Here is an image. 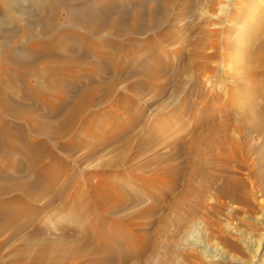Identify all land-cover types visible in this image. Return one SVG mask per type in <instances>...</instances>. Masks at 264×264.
<instances>
[{
	"label": "bare ground",
	"instance_id": "obj_1",
	"mask_svg": "<svg viewBox=\"0 0 264 264\" xmlns=\"http://www.w3.org/2000/svg\"><path fill=\"white\" fill-rule=\"evenodd\" d=\"M225 1L219 4L224 17L207 25L211 28L209 42L199 43H207L202 50H211V55L205 54L208 61L223 56L220 69L213 70L211 77L218 76L224 88L238 99L234 110L238 121L233 115L234 121L228 122L225 112L228 123H214L193 138L187 148L186 186L190 189L199 178L201 198L209 193L212 201L228 200L241 205L245 213L258 214L260 210L264 212V102L257 103L262 93L261 88L256 89L264 82V0ZM191 3L192 0H183L182 4L178 0H0V236L10 234L0 245V264H6L2 251L18 242L24 248L14 253L18 264H108L119 246L107 234L118 235L123 223L118 206L112 204L118 197L117 188L134 189L138 206L150 199L160 204L154 180H175L178 173L168 169V158L157 156L129 172L122 169L107 174L85 172L78 156L86 151L83 160L93 161L103 154L107 141L127 136L130 142L134 138L136 126L144 117L133 112L140 97L122 93L138 92L143 97L151 88L159 94L164 91L154 85L171 67V56L176 55L179 61L187 56L174 47L177 42L173 34L177 23L195 16ZM179 8L181 12L177 14ZM250 16L261 18L258 27H252L254 31L245 27ZM165 27L168 31L157 32ZM251 38L258 40V46H248L251 54L235 60L240 52L245 54V48L236 41ZM201 49L190 50L192 58H204ZM191 69L188 64L185 70ZM121 74H126L127 79L118 78ZM106 75L111 80H104ZM134 78L137 82L128 84V79ZM250 88L256 92L248 96ZM107 105L117 106L122 114L110 112ZM205 108L209 110L210 105ZM246 120L249 124L243 125ZM166 121L159 123L163 130H168ZM112 130L117 132L109 137ZM155 131L146 129L148 137L157 135ZM130 132L133 133L129 135ZM143 138H138V156L147 147L156 146ZM259 138L261 143L256 146L254 142ZM159 149L160 146L155 150ZM210 152L220 155L215 162L223 169L215 168V174L207 177L202 159ZM143 189L145 192L140 194L138 191ZM191 192L183 191L181 198H189ZM123 199L120 196L118 200ZM45 216L70 217L81 223L83 232L66 225L59 229L63 239L44 237L41 222ZM205 220L214 237L221 236L225 246L240 250L224 236L219 223L212 218ZM29 229L32 233L26 239L23 234ZM89 241H93L92 247ZM146 246L144 242L143 249ZM26 253L34 255L32 262ZM121 259L116 263L120 264Z\"/></svg>",
	"mask_w": 264,
	"mask_h": 264
},
{
	"label": "rangeland",
	"instance_id": "obj_2",
	"mask_svg": "<svg viewBox=\"0 0 264 264\" xmlns=\"http://www.w3.org/2000/svg\"><path fill=\"white\" fill-rule=\"evenodd\" d=\"M178 2L182 4L183 0H178ZM220 3H226V1L192 0L191 8L195 16L188 19L190 22L186 21L184 23V21H181L177 23L181 25L176 26L177 32L173 34L177 42L174 47L183 50L187 56L182 57L181 61L178 60L176 55L171 56V67H168V72H166L167 75L164 74V77L161 76L158 81L159 83L156 82L154 85L156 88L162 87L164 90L163 92L159 94L156 89L151 88L145 91L147 93L143 95V97L138 92L122 93L128 97L135 96L134 98L137 99L139 97L142 98L141 100L140 98L138 99L140 103L138 102L137 105L134 106L135 108H133V112H136V114L138 113L140 116H144L140 119L139 125L136 126L134 138L131 139L130 142L127 140V136L115 141H107L108 143L106 144L107 146H104L103 154H101V156L98 155L100 157L93 161L87 162L83 160L86 151H82L78 156L80 168L89 173L107 172V174H111L113 171L119 172L122 169L129 172L138 165H143L150 158L153 159L157 156L158 158H168V169L176 170V172L179 173L176 174L175 180L169 177L161 181L158 179L154 180L155 193L158 198L157 201H159L160 204H156V202L150 199L146 204L138 206L137 203L134 202L136 196L134 189L117 188L116 193L118 197L115 203L112 204L118 206L116 207V210L120 212L118 217L123 223H121L118 235L114 236L107 234V238H109V240H115L116 244L119 246L115 251L113 250L115 253L112 251L113 253L110 256L112 258L109 257V260H112L109 261L110 264H117L116 261L121 259V257L122 262H119L120 264H264V212L260 210L258 214H251L250 212L245 213L241 211L243 210L241 205L233 204L228 200H222L221 202L212 201L209 198V193L201 198L199 194V190H201L199 178L195 180L196 182L194 181V188L191 186L189 189L186 186V174L189 167L187 166L189 163L188 157L186 156L187 148L193 141V138L198 137L214 123L221 126L224 122L228 123L229 119L232 120L231 117L233 115L234 118H232L238 121V117L235 114L236 111H234L235 105L238 104V99L236 100V96L229 93L227 88H224L225 85L220 82L218 76L211 77V74H214L213 70L217 72V70L220 69V62L223 56L218 55L215 60L208 61L205 54L211 55V50H204V48L202 50L201 47L206 46L207 43L203 45L199 43L200 41L209 42L207 34L209 36L211 28L207 25L210 24L211 20L214 19V21H216L219 17H224V13L221 12ZM175 12L180 13L181 9L179 8ZM251 18L253 17L250 16L249 23H247L245 27L254 31L258 27L261 18ZM250 20L255 21L250 22ZM187 22L189 24H186ZM245 27L240 28L241 30L250 31V29H246ZM252 27L256 28L253 29ZM167 28L165 27L157 32L163 34L168 31ZM212 30H214V28H212ZM236 43L239 47L245 48L243 50L245 54L242 53V56L240 52L237 54L238 56H235V60L243 59L251 54L250 50L247 51L248 46H258V40L256 38H251L247 41L237 40ZM198 49H201V53L205 55L204 58H192L190 50ZM174 52L176 53V49ZM225 60L227 61V57H225ZM163 61L166 63L165 59ZM188 64L192 67L189 71L185 70ZM107 77L109 78V76L106 75L104 80H111V76L110 79ZM118 78L124 80V78L127 79V75L121 74ZM127 82L132 85L137 82V79H128ZM259 88H261L259 91L260 94H262L260 97H257V103L263 104L264 82H261L260 85H256V89L258 90ZM256 89H247L246 95H254ZM251 90H253V92ZM231 96L233 98V103L229 102L231 101ZM146 103H149V107ZM229 103H232V105ZM207 105H210V108L206 111L205 107ZM107 106L110 112L117 113L118 115L122 114V111L119 110L117 106ZM228 110L230 113H234L230 115ZM224 114L228 122L225 120ZM166 120H168V130H163L161 125ZM159 123H161V125ZM234 123H236V121ZM247 123L248 121L246 120L243 125ZM236 124H238V122ZM146 129H156L155 132L158 134H153V136L148 137L149 132H146ZM112 131L109 133V137L117 132L115 130ZM132 133L130 132L129 135ZM140 137H147L151 141L150 143L156 146L151 149L147 147L148 149H146L142 155L138 156L137 145L138 138ZM259 140L260 141L257 139L254 142L256 146L261 143L260 138ZM157 145L160 146L159 150H155L158 148ZM218 157H220V155L217 152H210V154L206 153L205 157L202 159L207 167V177L215 174L218 167L223 169L221 163V165H218L219 163L215 162V158L217 159ZM47 161L49 163V160ZM108 164L111 167H105ZM73 190L75 191V189ZM185 190L192 191L189 198H181V193ZM138 192L141 194V192L145 191L143 189V191L141 190ZM120 196L124 198L122 202L118 200ZM118 202L121 205H119ZM151 211H153V213ZM19 215L24 219L25 215L23 216V212ZM45 217L41 222L44 237H52L56 240L59 238L63 239L59 229H61L60 226L66 225L72 229L83 232L81 223L75 222V220L72 221L70 217ZM163 218H165L164 222L162 221ZM207 218H212L219 223L220 227L224 230V236L236 243L240 247V250L234 251L227 245L225 246L221 236L218 235L219 238L214 237L209 227L204 222ZM22 220L20 219V222ZM196 225H199L198 228ZM31 233L32 229H29L23 234L24 238L27 239ZM9 236V233L0 236V245L6 242ZM144 242L147 246L143 249L142 244ZM89 243L92 247L93 241H89ZM21 246L22 244H20V242L14 243L2 251L1 257L4 258L6 264H18L13 258L17 249H24ZM213 254L214 257H212ZM97 257L95 258L97 259ZM26 258L32 262L34 260V255L26 253ZM217 258L219 260H216ZM62 263L71 264L66 261Z\"/></svg>",
	"mask_w": 264,
	"mask_h": 264
}]
</instances>
